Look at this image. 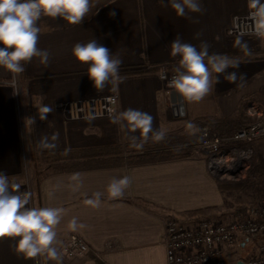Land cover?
I'll list each match as a JSON object with an SVG mask.
<instances>
[{"label": "crops", "instance_id": "1", "mask_svg": "<svg viewBox=\"0 0 264 264\" xmlns=\"http://www.w3.org/2000/svg\"><path fill=\"white\" fill-rule=\"evenodd\" d=\"M92 5L80 25H69L61 18H41L38 47L50 53L49 63L45 66L33 58L24 65L26 80L15 77L18 93L9 87L12 73L0 67V171L9 181L18 182L24 154L36 206L65 209L57 226V248L62 252L68 236L74 234L83 239L87 252L73 258L63 255V264H166L163 216L221 206L219 190L203 156L194 152L171 161L61 172L45 177L37 189L29 156L107 149L130 143L133 135L139 138V132L114 124L113 116L72 119L66 105L80 99L114 95L115 114L129 108L149 113L154 118L153 129H165L166 137L191 131L190 124L226 119L243 99L251 98L264 107V60L244 59L264 53V38L229 33L234 20L249 11L248 0H201L204 12H188L185 17L177 16L168 0H92ZM113 11L115 16L110 15ZM197 33H201L199 38ZM177 37L197 48L201 41H207L210 54L237 59L239 69L228 71L246 74L244 86L220 75L221 82L196 103L176 91H167L156 71L144 68L179 63L180 57L171 55V43ZM92 39L122 59L118 85L94 88L87 76L88 65L72 55L76 43ZM43 106L54 108L47 120L39 118ZM53 135L57 141L51 140ZM44 137L55 146L40 147ZM74 173L82 177L79 191L72 190L70 177ZM124 175L132 180L124 197L107 200L109 182ZM95 192L103 193L98 209L84 204ZM73 217L87 227L69 230ZM15 248L16 239H0V264H34ZM41 262L56 264L44 256Z\"/></svg>", "mask_w": 264, "mask_h": 264}, {"label": "clouds", "instance_id": "2", "mask_svg": "<svg viewBox=\"0 0 264 264\" xmlns=\"http://www.w3.org/2000/svg\"><path fill=\"white\" fill-rule=\"evenodd\" d=\"M177 16L185 17L188 12L203 13L201 0H168ZM92 0H0V67L13 74L9 87L18 93L16 75L25 71L24 65L31 63L33 58H39L42 65L47 66L50 53L38 47L41 28L38 22L42 17L51 19L61 18L69 25H80L92 8ZM249 17L254 24L255 35L264 38V0H248ZM111 16H115L113 11ZM198 22V21H193ZM201 33L196 34L199 38ZM210 45L201 41L199 48L182 42L177 37L171 43V55L179 56V65L169 81L173 88L188 102L196 103L208 96L214 84H219L220 75L231 82L243 87L246 74L228 69H239L240 62L228 55L209 53ZM72 55L81 64L88 65L87 76L93 87L103 90L107 85H118L121 82L120 66L122 59L114 55L104 44L92 39L87 43H76ZM213 74H216L215 77ZM54 111L51 106L40 109V119L47 120ZM153 117L137 109H126L112 117V122L128 132H139V138L131 136V146L142 150L151 139L162 142L166 138V130L153 129ZM193 127V125H189ZM44 137L39 142L43 148H53L55 145ZM52 141L58 137L53 135ZM139 140V142H138ZM72 190L79 191L82 177L74 173L70 177ZM132 180L124 175L113 178L107 185V194L111 199H120L131 186ZM20 185L10 184L9 177L0 171V239L8 237L16 239L15 251L25 259L46 257L63 264V254L57 248V226L61 223L65 209L62 207H29L32 194L30 191H20ZM103 193L95 192L84 204L98 209L102 205ZM87 225L73 217L69 230L76 232Z\"/></svg>", "mask_w": 264, "mask_h": 264}, {"label": "built area", "instance_id": "3", "mask_svg": "<svg viewBox=\"0 0 264 264\" xmlns=\"http://www.w3.org/2000/svg\"><path fill=\"white\" fill-rule=\"evenodd\" d=\"M249 11L234 20L229 30L231 35L259 38L255 35L254 24L249 17ZM178 65L179 63L156 67L146 66L144 70L146 72L156 71L157 76L163 82L167 91H175L169 86V81L175 74V69ZM66 108L72 119L112 117L116 113V96L109 95L80 99L68 103ZM247 108V117L255 121L241 127L233 135L232 142L251 144L264 139V111L256 103H250ZM226 145L227 141L210 136L205 127L201 129L200 148L204 150L205 154L209 155V169L212 171H217L218 161L230 158V161L235 160L231 166H235V163L236 165H240L248 159L249 155L246 154L248 152L240 151L235 153L234 149H230V152L228 151V153L226 152L221 156H217ZM213 156H217L219 160ZM23 162L25 163L24 154ZM226 166L229 168L230 165L227 164ZM23 168L24 185H22L20 191H30L32 199L28 206L36 207L34 192L28 182L29 175L25 171L27 167L24 165ZM162 224V243L165 249L166 264H227L225 250L229 247H240L251 238L260 239L256 252L244 260L237 261H242L243 264H264V192L255 203L246 208L244 216L237 217L236 220L231 222L218 223L200 220L190 225H185L178 222L174 217H169L166 220L164 219ZM242 240L243 242H241ZM86 252L87 246L85 242L74 234L68 236L62 248V254L67 258L81 256ZM33 263L42 264L41 257L33 259Z\"/></svg>", "mask_w": 264, "mask_h": 264}, {"label": "trees", "instance_id": "4", "mask_svg": "<svg viewBox=\"0 0 264 264\" xmlns=\"http://www.w3.org/2000/svg\"><path fill=\"white\" fill-rule=\"evenodd\" d=\"M250 56L244 59L253 58L255 60H264V53H255L252 57ZM16 78L21 82L26 80L24 72L16 75ZM247 101L248 99L241 100L235 112L230 117L223 120L217 119L215 121H209L212 130L222 138L229 137L242 123L243 112ZM204 124L205 121L197 122L191 131L168 136L162 142L156 143L149 140L142 150H138L132 147L131 143H128L124 144V146L89 151L32 153L28 161L33 171L36 189L40 181L45 177L61 172H74L105 166L114 167L123 164L127 166L148 164L185 158L195 152V147L201 140L200 129ZM255 176L257 178L256 180L253 179V188L258 190L264 184V175L261 169L257 168L253 172V177ZM21 177L22 173L17 178L21 179ZM107 200L115 199L110 198ZM236 212H240L239 216H244L246 209L239 208ZM237 213H234V216Z\"/></svg>", "mask_w": 264, "mask_h": 264}, {"label": "rangeland", "instance_id": "5", "mask_svg": "<svg viewBox=\"0 0 264 264\" xmlns=\"http://www.w3.org/2000/svg\"><path fill=\"white\" fill-rule=\"evenodd\" d=\"M250 103L258 104L261 107L260 109L264 111V107L261 104H259L257 101L251 98L248 99L244 108L242 123L227 138H222L221 136L217 135V133L212 130L209 121H205V124L203 125V127L207 129L208 134L210 136H215L216 138H221L223 141H227V145L221 149V151L217 154V156H221L226 152L228 153L230 149H234L235 153H238L240 151H243L245 153L248 152L246 154L249 155V157L246 161L242 162L240 165L239 164L236 165L235 163V166H231L234 164L235 160L230 161V158H228L227 160L224 159L223 161L217 162L219 163L218 167H216L217 171H212L211 169H209V159H208L209 155L205 154L204 150L200 148L201 140L195 147V152L203 156L207 171L209 175L212 177V179L215 181L217 189L219 190L221 197V203L219 204L221 206L209 207L204 210H196L195 212L187 213L186 215L166 214L165 216H163L162 221L164 219L166 220L169 217H174L178 222H181L182 224L185 225H190L191 223L200 220H207L209 222H218V223L231 222L236 220L237 217H241L239 216L240 212L239 213L236 212L237 209L239 208L246 209L249 205L255 203L262 196L264 192V184H262L258 188V190L253 188L254 187L253 179L256 180L257 178V176L253 177V172L256 171L257 168H259L261 169L264 175V139L255 141L251 144H246L243 142L237 143L231 141L233 135L241 127H243L244 125L250 122L255 121L254 119H249L247 117V109H248L247 106ZM201 129H200V134H201ZM217 156H213V157L219 160ZM26 162L27 160L25 158V163L23 162L25 166H26ZM227 164L230 165L231 167L229 166V168H227L228 167L226 166ZM25 171L27 172L28 175L30 174L28 168H26ZM21 173H22V177L21 179L17 180L18 182L10 181V184L12 183L19 184L21 186L20 189L22 188V185H24L23 184L24 168L21 170ZM28 182L31 189H34L30 175L28 176ZM34 200L36 204V199ZM234 213L237 214L234 216ZM241 242H243V240ZM259 242H260L259 238L257 239L251 238L250 240L245 241L243 243V246L237 248L236 247L227 248L225 250L226 263L236 264L238 262L237 260H244L252 256L256 252Z\"/></svg>", "mask_w": 264, "mask_h": 264}, {"label": "water", "instance_id": "6", "mask_svg": "<svg viewBox=\"0 0 264 264\" xmlns=\"http://www.w3.org/2000/svg\"><path fill=\"white\" fill-rule=\"evenodd\" d=\"M172 108H175V107L172 106ZM242 246H243V244H242ZM236 264H243V262L242 261H238Z\"/></svg>", "mask_w": 264, "mask_h": 264}]
</instances>
